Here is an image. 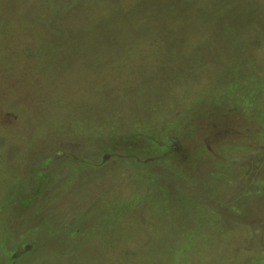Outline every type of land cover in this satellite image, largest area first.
Wrapping results in <instances>:
<instances>
[{"label": "rangeland", "instance_id": "rangeland-1", "mask_svg": "<svg viewBox=\"0 0 264 264\" xmlns=\"http://www.w3.org/2000/svg\"><path fill=\"white\" fill-rule=\"evenodd\" d=\"M0 264H264V0H0Z\"/></svg>", "mask_w": 264, "mask_h": 264}]
</instances>
